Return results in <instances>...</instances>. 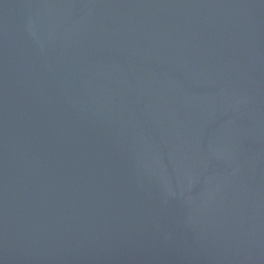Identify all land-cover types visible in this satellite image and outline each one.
<instances>
[{
  "label": "water",
  "instance_id": "water-1",
  "mask_svg": "<svg viewBox=\"0 0 264 264\" xmlns=\"http://www.w3.org/2000/svg\"><path fill=\"white\" fill-rule=\"evenodd\" d=\"M0 264H264V0H0Z\"/></svg>",
  "mask_w": 264,
  "mask_h": 264
}]
</instances>
